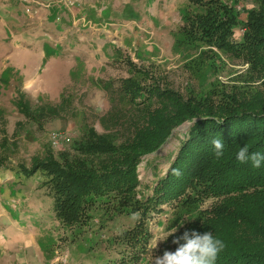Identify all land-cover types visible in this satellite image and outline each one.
I'll return each instance as SVG.
<instances>
[{
  "label": "rangeland",
  "instance_id": "rangeland-1",
  "mask_svg": "<svg viewBox=\"0 0 264 264\" xmlns=\"http://www.w3.org/2000/svg\"><path fill=\"white\" fill-rule=\"evenodd\" d=\"M257 2L243 0L237 7L242 21L244 8L251 10ZM194 10L190 0H79L70 7L62 0L0 3V146L5 145L0 156L6 159L0 174V264H16L17 252L25 263L30 245L32 264H154L167 233L173 228L178 233L192 218L194 207L164 205L152 213L153 238L139 252L125 246L123 238L138 215L115 216L100 206L83 225L62 227L50 208L46 179L38 173L28 180L18 166L31 168L35 158L48 153L74 155L86 126L103 133V118L119 106H132L119 103L125 79L145 88H171L185 97L209 91L211 81L227 92L259 88L261 80H250L249 65L218 51L217 56L205 54L207 48L186 41L180 32L184 17ZM242 34L237 28L235 40L241 41ZM18 93L35 116L46 106H58L59 116L46 113L28 120L15 106ZM53 133L71 141L56 148ZM187 133V126L176 129L161 150L142 158L138 197L152 196ZM212 203L206 201L203 208Z\"/></svg>",
  "mask_w": 264,
  "mask_h": 264
},
{
  "label": "trees",
  "instance_id": "trees-1",
  "mask_svg": "<svg viewBox=\"0 0 264 264\" xmlns=\"http://www.w3.org/2000/svg\"><path fill=\"white\" fill-rule=\"evenodd\" d=\"M242 1L190 0L195 10L184 17L180 33L190 44L207 48L205 54L217 56L218 51L249 65L250 80H261L259 88L227 92L211 81L209 91L199 95L191 91L185 97L171 88H145L125 79L119 103L132 106H119L103 118V133L86 126L74 155L64 151L57 158L48 153L35 158L31 168L18 166L28 180L38 173L46 179L43 187L62 227L83 225L100 206L115 216L138 215L135 227L124 231L123 238L125 246L144 252L153 238L148 224L152 213L164 205L194 207L192 218L163 244L162 255L174 252L178 245L173 240L186 231L210 232L226 245L215 264H264V164L257 169L236 159L245 145L250 153H264V0L251 10L244 8V21L237 10ZM237 28L243 33L241 41L235 40ZM21 97L18 93L15 106L30 121L37 115L60 114L58 106H46L35 116ZM187 123L192 125L168 172L152 196L138 197L142 158L158 152ZM217 137L225 143L219 159L211 143ZM5 163L0 156V174ZM209 200L212 205L204 209Z\"/></svg>",
  "mask_w": 264,
  "mask_h": 264
},
{
  "label": "clouds",
  "instance_id": "clouds-1",
  "mask_svg": "<svg viewBox=\"0 0 264 264\" xmlns=\"http://www.w3.org/2000/svg\"><path fill=\"white\" fill-rule=\"evenodd\" d=\"M191 123L195 124V120ZM211 143L216 158H221L224 154V141L217 137ZM236 159L242 164L250 162L253 168L259 169L264 164V153L259 151L250 153L245 145L237 151ZM175 174L179 175V170H176ZM176 231L177 229L173 228L167 233V237ZM173 243L178 245L176 250L174 252L165 251L162 256L155 258L154 264H215L218 256L226 247L223 240L216 238L210 232L201 234L196 231H186L182 236L173 240Z\"/></svg>",
  "mask_w": 264,
  "mask_h": 264
},
{
  "label": "built area",
  "instance_id": "built-area-1",
  "mask_svg": "<svg viewBox=\"0 0 264 264\" xmlns=\"http://www.w3.org/2000/svg\"><path fill=\"white\" fill-rule=\"evenodd\" d=\"M77 1L79 0H62V2L68 7L73 6ZM23 2L30 3V0H23ZM50 141L54 147L59 148L62 143H69L70 138L63 134L53 133L50 137Z\"/></svg>",
  "mask_w": 264,
  "mask_h": 264
},
{
  "label": "crops",
  "instance_id": "crops-1",
  "mask_svg": "<svg viewBox=\"0 0 264 264\" xmlns=\"http://www.w3.org/2000/svg\"><path fill=\"white\" fill-rule=\"evenodd\" d=\"M14 0H0L1 4H5V5H12ZM68 9V8H67ZM69 10V9H68ZM70 12V11H69ZM72 12V11H71ZM53 17L56 16V14H51ZM10 221L7 223V227H10ZM6 228V230L8 229ZM29 255L26 258V262L24 263L23 261H21L20 259V253H14V262H16V264H32V249L34 250V248L32 247V245L29 246ZM44 260V259H43ZM52 262V261H51ZM39 264V263H38ZM40 264H48V262L46 263L45 261H42Z\"/></svg>",
  "mask_w": 264,
  "mask_h": 264
},
{
  "label": "water",
  "instance_id": "water-1",
  "mask_svg": "<svg viewBox=\"0 0 264 264\" xmlns=\"http://www.w3.org/2000/svg\"><path fill=\"white\" fill-rule=\"evenodd\" d=\"M191 125H192L191 123H187V124H185L184 126H185V127L187 126V128L190 129ZM160 150H161V149H160Z\"/></svg>",
  "mask_w": 264,
  "mask_h": 264
}]
</instances>
